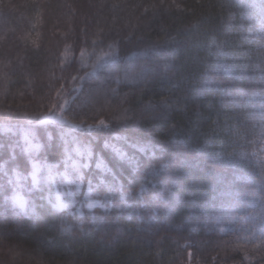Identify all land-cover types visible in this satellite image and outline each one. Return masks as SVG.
I'll return each instance as SVG.
<instances>
[{"label": "snow or ice", "instance_id": "obj_1", "mask_svg": "<svg viewBox=\"0 0 264 264\" xmlns=\"http://www.w3.org/2000/svg\"><path fill=\"white\" fill-rule=\"evenodd\" d=\"M199 26L197 18L184 27L191 32ZM175 39L171 26L161 24L149 47L132 50L123 62L119 42L109 44L90 71L72 77L79 80L74 94L62 96L52 109L61 115L45 117L41 123L46 126L25 132L23 142L0 138V234L13 226L71 256L51 258L48 264H94L91 255L76 247L78 242L91 241L107 252L126 240L150 248L160 230L191 228L194 218L196 227L210 231L201 193L225 184L224 167L233 151L221 156L215 145L218 130L236 110L226 109L222 89L217 95L206 90L217 73L235 76L239 57L225 56V49L235 44L223 24L219 36L214 31L170 54L165 48ZM200 50L214 58L212 72L203 68L206 58L198 55ZM86 77L99 82L86 89ZM157 84L162 91H154ZM205 106L213 111L210 118H201ZM101 113L109 119L97 121ZM72 129L76 132L69 141ZM250 239V244L232 245V251H241L247 264H264V230ZM216 247L225 253L229 249L227 242Z\"/></svg>", "mask_w": 264, "mask_h": 264}, {"label": "trees", "instance_id": "obj_2", "mask_svg": "<svg viewBox=\"0 0 264 264\" xmlns=\"http://www.w3.org/2000/svg\"><path fill=\"white\" fill-rule=\"evenodd\" d=\"M197 18L199 28L187 31L184 26ZM262 20L264 0H0V138L10 136L21 142L25 132L35 133L46 126L41 123L45 117L61 115L52 109L62 96L74 94L79 80L72 77L90 71L96 55L109 44L119 42L123 62L132 50L149 47L161 24L170 25L176 36L165 48L170 54L182 51L190 40L210 38L214 31L219 36L222 24L235 44V48L225 49V56L238 55L237 74L217 73L206 90L217 95L222 89L226 109L236 110L218 130L215 145L221 156L233 151L224 167L225 184L201 193L209 210L205 215L210 231L196 227L199 221L194 218L191 228L160 230L150 248L126 240L107 252L99 251L91 241L78 242L76 247L91 255L94 264H136L141 259L144 264H221L224 260L226 264H247L243 253L232 251L231 246L250 244V238H258L264 230ZM129 35L130 41L125 39ZM141 35L145 39H138ZM198 55L206 58L203 68L212 72L214 58L205 50ZM85 79L86 89L99 82ZM154 91H162V86L157 84ZM212 115V109L205 106L201 118ZM100 118L107 121L109 116L101 113L97 121ZM75 132H69V141ZM37 142L38 138L33 140ZM221 242L229 245L227 253L216 247ZM51 258L63 261L71 256L65 248H50L39 244L34 235L15 232L13 226L0 234V264H48Z\"/></svg>", "mask_w": 264, "mask_h": 264}, {"label": "rangeland", "instance_id": "obj_3", "mask_svg": "<svg viewBox=\"0 0 264 264\" xmlns=\"http://www.w3.org/2000/svg\"><path fill=\"white\" fill-rule=\"evenodd\" d=\"M56 116H59V115H56ZM263 159H264V155H263Z\"/></svg>", "mask_w": 264, "mask_h": 264}]
</instances>
